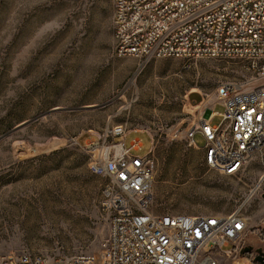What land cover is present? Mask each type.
Listing matches in <instances>:
<instances>
[{"label": "rangeland", "instance_id": "374dc122", "mask_svg": "<svg viewBox=\"0 0 264 264\" xmlns=\"http://www.w3.org/2000/svg\"><path fill=\"white\" fill-rule=\"evenodd\" d=\"M114 44L113 0H0V136L27 123L0 139V254L99 258L108 230L102 180L79 144L123 124L125 145L142 144L133 154L154 144L152 212L226 215L243 205L250 261L241 262L264 264V147L227 175L204 164L199 136L194 147L185 136L220 84L264 88V76L218 58L141 65L117 57ZM191 92L204 101L189 103ZM212 109L217 124L225 106L216 99Z\"/></svg>", "mask_w": 264, "mask_h": 264}, {"label": "built area", "instance_id": "2783aa9c", "mask_svg": "<svg viewBox=\"0 0 264 264\" xmlns=\"http://www.w3.org/2000/svg\"><path fill=\"white\" fill-rule=\"evenodd\" d=\"M113 37L114 54L134 57L141 65L156 58H218L241 63L245 76H264V0H113ZM215 96L225 106L218 113L222 120L212 124L202 115L186 130V141L194 147L199 136L204 164L236 175L264 147V88L243 90L241 83L225 82ZM215 115L211 108L209 116ZM129 131L123 124H108L79 144L90 172L102 180L99 205L108 230L99 258L22 251L0 254V264L250 261L240 255L249 225L243 205L226 215L151 211L154 144L144 155L133 154L142 144L134 139L126 146Z\"/></svg>", "mask_w": 264, "mask_h": 264}, {"label": "crops", "instance_id": "0c3cea01", "mask_svg": "<svg viewBox=\"0 0 264 264\" xmlns=\"http://www.w3.org/2000/svg\"><path fill=\"white\" fill-rule=\"evenodd\" d=\"M198 98L197 99V102L196 103H202L204 100H203V97L201 96L200 93L198 92H191L190 95H189V100L190 102L191 101V98ZM215 100H216V96H215V99L214 98H211L209 101H207L206 103H204L201 107L202 109L206 112V118H208V121H210L212 123V120H213V117L214 116H209L210 114V109L212 108L213 104L215 103ZM195 103V102H194ZM202 110V112H203ZM131 131V130H130ZM129 131V132H130ZM134 131H138V130H134ZM128 132V133H129ZM128 147H130V144L128 145Z\"/></svg>", "mask_w": 264, "mask_h": 264}, {"label": "water", "instance_id": "95a60500", "mask_svg": "<svg viewBox=\"0 0 264 264\" xmlns=\"http://www.w3.org/2000/svg\"><path fill=\"white\" fill-rule=\"evenodd\" d=\"M48 113H49V112H48ZM26 124H27V123L19 124V125L16 126L14 129H12V130L8 131L7 133H5L4 135L0 136V139L3 138V137H5V136H7V135H9V134H11L12 132H14V131H16V130H18V129H20L21 127L25 126ZM262 197H263V199H264V193L262 194ZM245 252H248V250H247V249H244V248L242 247V249H241V251H240V255H241V256L244 255Z\"/></svg>", "mask_w": 264, "mask_h": 264}, {"label": "flooded vegetation", "instance_id": "af4514ba", "mask_svg": "<svg viewBox=\"0 0 264 264\" xmlns=\"http://www.w3.org/2000/svg\"><path fill=\"white\" fill-rule=\"evenodd\" d=\"M249 253V252H248ZM259 260L263 261L264 262V255L262 256H259Z\"/></svg>", "mask_w": 264, "mask_h": 264}, {"label": "trees", "instance_id": "16d2710c", "mask_svg": "<svg viewBox=\"0 0 264 264\" xmlns=\"http://www.w3.org/2000/svg\"><path fill=\"white\" fill-rule=\"evenodd\" d=\"M245 254H248V252H245L244 255H245Z\"/></svg>", "mask_w": 264, "mask_h": 264}, {"label": "snow or ice", "instance_id": "6c2138e0", "mask_svg": "<svg viewBox=\"0 0 264 264\" xmlns=\"http://www.w3.org/2000/svg\"><path fill=\"white\" fill-rule=\"evenodd\" d=\"M212 223H215V221H213Z\"/></svg>", "mask_w": 264, "mask_h": 264}, {"label": "bare ground", "instance_id": "6f19581e", "mask_svg": "<svg viewBox=\"0 0 264 264\" xmlns=\"http://www.w3.org/2000/svg\"><path fill=\"white\" fill-rule=\"evenodd\" d=\"M235 264H237V263H235Z\"/></svg>", "mask_w": 264, "mask_h": 264}]
</instances>
